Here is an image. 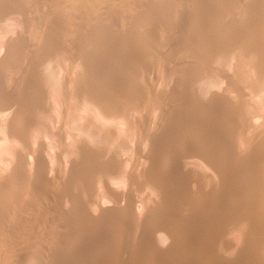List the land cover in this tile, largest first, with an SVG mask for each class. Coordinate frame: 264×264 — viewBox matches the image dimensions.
<instances>
[{"label":"rangeland","instance_id":"rangeland-1","mask_svg":"<svg viewBox=\"0 0 264 264\" xmlns=\"http://www.w3.org/2000/svg\"><path fill=\"white\" fill-rule=\"evenodd\" d=\"M193 1L177 14L173 0H0L21 8L0 13V182L14 169L20 183L0 196V264H181L157 255L178 249L157 227L177 243L213 231L232 244L220 264H264V0L233 16ZM102 30L149 42L115 58L95 44ZM158 179L198 188L163 205L147 186Z\"/></svg>","mask_w":264,"mask_h":264},{"label":"bare ground","instance_id":"bare-ground-1","mask_svg":"<svg viewBox=\"0 0 264 264\" xmlns=\"http://www.w3.org/2000/svg\"><path fill=\"white\" fill-rule=\"evenodd\" d=\"M64 1V0H63ZM174 2H173V5H172V8L170 9L173 13L174 12H176L177 11V14H181L182 12H184V7H186V4L185 3H187L188 2V4L190 3V2H192V0H182V1H179V0H173ZM195 1V0H194ZM193 1V2H194ZM197 1H199V0H197ZM197 1H195V2H197ZM218 1V0H217ZM26 2H27V0H26ZM62 2V1H61ZM66 2V1H65ZM199 2H202V3H204V4H207V3H211L212 4V2H214V0H206V1H204V0H200ZM219 2V1H218ZM181 3V4H180ZM191 4V3H190ZM220 4L221 5H223V6H228V7H233L234 5H235V7H234V9H233V12H231L230 13V15L231 16H233L232 14H234V11H238V13L239 14H241L242 15V13H243V15L244 14H246L248 11V9L250 8V7H248L246 4H243V3H241V1L240 0H223L222 2H220ZM1 5V4H0ZM18 5H20V4H18ZM26 5V4H25ZM73 5V4H72ZM181 5V6H180ZM20 7H22V6H20ZM19 7V8H20ZM25 7V6H24ZM13 8V6L11 7V9ZM4 9V8H3ZM6 9V8H5ZM14 9V8H13ZM8 10L7 9V12L9 11L10 13L11 12H16L17 11V14H19V17H20V13H18V11L19 10H21V8L20 9H18V7L16 8V9H18V10ZM22 9H24L23 7H22ZM6 11V10H5ZM5 11H4V13H2L1 11H0V13H1V15L3 16L4 14H9V15H11L10 13H5ZM23 11V10H22ZM64 11V10H63ZM216 11V10H215ZM13 12V13H14ZM21 12V11H20ZM27 12V11H26ZM65 12V11H64ZM23 13H25V12H23ZM237 13V12H236ZM55 14H56V12H55ZM205 14V13H204ZM204 14H202L201 12L199 13L198 12V14H196L195 15V19L198 21V20H200V19H202V15H204ZM210 14V13H209ZM9 15H6V16H9ZM13 15H15V13L13 14ZM91 15V14H90ZM214 15V14H213ZM236 15V14H235ZM1 16V17H2ZM23 16H24V14H23ZM22 15H21V17H23ZM26 16V15H25ZM240 16V15H239ZM0 17V18H1ZM210 17V16H209ZM214 17V16H213ZM3 18H4V16H3ZM28 18V17H27ZM139 18V17H138ZM203 18H207L206 17V14H205V17H203ZM2 19V18H1ZM212 19V18H211ZM5 20V19H4ZM101 20V19H100ZM204 20V19H203ZM1 21V20H0ZM6 21H7V19H6ZM96 21V20H95ZM201 21V20H200ZM200 21H199V23H200ZM4 22V21H3ZM98 22V21H97ZM204 22H205V20H204ZM202 23V22H201ZM92 24V23H91ZM141 24V23H140ZM225 25V24H224ZM1 26V25H0ZM224 29H230V30H233L234 28H233V26L232 25H226V26H224L223 27ZM237 28V27H236ZM104 29V28H103ZM209 30V29H208ZM23 31H24V29H23ZM101 31V30H100ZM99 31V32H100ZM7 32V31H6ZM238 32H240V31H238ZM0 33H1V31H0ZM97 33V32H96ZM101 34V36L99 37V39H98V41H97V39H96V42H95V44H98V43H101L102 45H103V47L105 46L106 48H109L111 51H112V53H114V55L115 54H117V53H122V52H124V50H126V49H130L129 47H131V43L132 44H134L133 42H138L139 43V41L137 40V38L136 37H127V35H124V34H119V33H113L111 36L110 35H106V34H109L108 32H105V30L103 31L102 30V33H100ZM99 34V35H100ZM80 35V34H79ZM98 35V36H99ZM33 36H35V33H34V35ZM92 36V35H91ZM210 36V35H209ZM41 37H43V38H47V37H50L49 36V33H46V32H44V33H42V35H41ZM95 37V36H94ZM140 37V36H139ZM20 38V37H19ZM96 38V37H95ZM145 37H142V39H139V40H142V41H140L141 43H143V46H144V44H146L147 42H149L148 40H147V38H149V37H147L146 39H144ZM86 39H87V37H86ZM94 40V39H93ZM99 40H100V42H99ZM141 43H139V44H141ZM38 43H34V45H32V49H35L38 45H37ZM91 44H93V43H91ZM90 44V45H91ZM100 44V45H101ZM66 45V44H65ZM89 45V44H88ZM94 45V44H93ZM99 45V44H98ZM140 46H142V44L140 45ZM8 47H10V46H8ZM29 48V47H28ZM70 48V47H69ZM88 48V47H87ZM27 49V48H26ZM84 49H86V48H84ZM91 49V48H90ZM24 50V49H23ZM29 50H31V49H29ZM244 50V49H243ZM6 52H5V54H6V56H10V55H13V54H15V52L17 51V48H8L7 50H5ZM21 51V50H20ZM85 51H87V49L85 50ZM19 52V51H18ZM125 53V52H124ZM116 57L115 58H118L117 56L118 55H115ZM130 61V60H129ZM80 62V61H79ZM122 62V61H121ZM130 63V62H129ZM5 64V63H4ZM133 64V63H132ZM121 65V64H120ZM115 66V65H114ZM56 67V66H55ZM121 67V66H120ZM138 67V66H137ZM56 69V68H55ZM65 69V68H64ZM86 69H87V67H86ZM116 69H117V67H116ZM143 75H144V73H142ZM139 75H141V74H139ZM70 77V76H69ZM53 78V77H52ZM72 78V77H71ZM97 80V79H96ZM108 85V84H107ZM86 91V90H85ZM45 99V98H44ZM93 100H94V103L96 104V106L98 107V108H100V110H104V100L102 99V98H99V97H93ZM117 101V100H116ZM158 101V100H157ZM123 102V101H122ZM44 103V102H43ZM124 103V102H123ZM118 105H119V103H118ZM86 106V105H85ZM117 106V105H116ZM120 106H121V103H120ZM122 112V111H121ZM120 112V110H119V113H121ZM125 112V111H124ZM124 112H122V117H123V113ZM117 113H118V111H117ZM127 112H125V114H126ZM103 114H104V112H103ZM117 115V114H116ZM119 115L120 114H118L117 116L119 117ZM127 115H128V113H127ZM104 116V115H103ZM125 116V115H124ZM121 117V116H120ZM119 117V118H120ZM125 117H127V116H125ZM129 117V116H128ZM128 117H127V120L126 121H124V122H122V121H119V122H121V124L120 125H122V123H124L125 124V122L127 123L128 122ZM110 118H111V116H110ZM120 119H122V118H120ZM119 119V120H120ZM124 120L126 119V118H123ZM122 119V120H123ZM118 120V119H117ZM79 121H81V120H79ZM84 121V120H83ZM86 121V120H85ZM118 122V121H117ZM117 124V123H116ZM129 124V123H128ZM128 124H126V125H128ZM117 127V126H116ZM118 128H119V123H118ZM116 130V129H115ZM145 135V134H144ZM9 136L11 137V138H13L14 136H15V132H14V129H12L11 131H10V133H9ZM148 140V139H147ZM221 152V151H220ZM219 155V154H218ZM15 156V158H16V160L18 159V162L20 161L19 160V157L20 156H18V154H15L14 155ZM139 156V155H138ZM81 157H83V156H81ZM85 157V156H84ZM125 158V157H124ZM23 158L21 157V160H22ZM93 159V158H92ZM205 159V158H204ZM15 160V159H14ZM32 160V159H31ZM27 161V160H26ZM92 161H94L96 164H100L101 162H102V159H101V157H99V158H96L95 157V159H93ZM23 162H24V160H23ZM90 162V161H89ZM20 163V162H19ZM22 163V162H21ZM20 163V164H21ZM26 163V162H25ZM19 164V165H20ZM22 164H24V163H22ZM41 164V163H40ZM207 164L212 168L211 170L213 171V170H215V167H214V164L212 163V162H207ZM206 164V165H207ZM18 165V164H17ZM16 165V166H17ZM18 165V166H19ZM25 165H27V164H25ZM207 165V166H208ZM20 166H22V165H20ZM139 166V165H138ZM208 166V167H209ZM26 167V166H25ZM35 167L37 168V164H36V161L32 164V170L34 171V173L35 174H37V176H38V173L37 172H39V171H37L38 170V168H37V170L35 169ZM19 168H21V167H19ZM19 168H17V169H19ZM59 168V167H58ZM115 168L117 169V167L115 166ZM115 169V170H116ZM13 172H14V169H13ZM13 172H11L10 171V174L9 175H7V176H5V177H3L2 178V181L0 182V196L1 197H5V196H7V194H10V192H12V191H14V190H16V188L19 186V184L20 183H17L18 181V178L15 176V175H13ZM20 172V171H19ZM22 172V171H21ZM216 172H217V170H216ZM79 173V172H78ZM57 175V174H56ZM61 175V174H60ZM185 175V174H184ZM181 176H182V174H181ZM35 177H36V175H35ZM86 177H88V176H86ZM153 177V176H152ZM155 177V176H154ZM187 177V176H186ZM194 177V176H193ZM111 178V177H110ZM137 178V177H136ZM151 178V177H150ZM182 178V177H181ZM195 178V177H194ZM219 178V177H218ZM221 178V177H220ZM78 179V178H77ZM82 179H83V177H82ZM119 179V178H118ZM157 179V178H156ZM183 179V178H182ZM181 180V179H180ZM186 181L188 180L189 181V178L188 179H185ZM193 180H195V179H193ZM58 181H59V179H58ZM181 181H183V180H181ZM186 181H184V182H186ZM196 181V180H195ZM221 181V180H220ZM80 182H82L81 180L79 181V183ZM83 182H85V181H83ZM127 182V181H126ZM179 182V181H178ZM193 182V181H192ZM150 184V185H147V186H151V188L152 189H154V190H156V194L159 196V198H160V201L163 203V205L164 204H167L168 202H175L176 200H181L182 199V201L184 202V200L183 199H185V198H188L189 196H190V193H189V191H190V189H192V191H193V189L194 188H198L197 186H198V184L196 185L195 183L196 182H193V183H191L190 185V188H189V191H188V187H186L187 188V190H186V188L185 189H182L181 191L179 190V189H181L179 186V183H177L178 185H176L175 184V186L173 187V188H171V187H169V186H167L168 184H166L165 182H163V181H161V180H156V181H151V182H147V184ZM186 183H188L187 185H189V183H190V181L189 182H186ZM185 183V184H186ZM199 183V182H198ZM81 184V183H80ZM144 184V183H143ZM181 184H183V182L181 183ZM117 185V184H116ZM147 186H145V187H147ZM172 186V185H171ZM178 186V187H177ZM182 187V186H181ZM185 187V186H184ZM183 187V188H184ZM148 188V187H147ZM150 188V187H149ZM150 188V189H151ZM80 189H81V187H80ZM173 189H175V191L173 190ZM83 190H84V188H83ZM117 190V189H116ZM178 190V191H177ZM185 190H186V192H185ZM81 191V190H80ZM111 192V191H110ZM116 192H118V191H116ZM153 192V191H152ZM154 193V192H153ZM116 194V193H115ZM118 195V194H117ZM120 196V195H119ZM119 196H117V197H114L115 198V200H116V202H119L120 203V199L119 198H121V197H119ZM119 197V198H118ZM189 199H190V197H189ZM244 199V198H243ZM122 201V200H121ZM128 201V200H127ZM130 201V200H129ZM133 201V200H132ZM113 202H115L114 200H113ZM135 202V201H134ZM160 202V203H161ZM181 202V201H180ZM125 203V202H124ZM128 203V202H127ZM179 203V202H178ZM114 204H116V203H114ZM130 204H131V202H130ZM76 205V204H75ZM118 205V204H117ZM128 205V204H127ZM132 205V204H131ZM135 205V204H134ZM124 207V206H123ZM130 207V206H129ZM136 207V206H135ZM135 207H133V208H135ZM119 208V207H118ZM127 208H128V206H127ZM133 208H132V210H133ZM138 208V207H137ZM187 208V207H186ZM102 209V208H101ZM119 209H121V211H122V208H119ZM124 209V208H123ZM131 209V207L129 208V210ZM136 209V208H135ZM134 209V210H135ZM188 209V208H187ZM116 210V209H115ZM128 210V211H129ZM87 211V210H86ZM105 211V210H104ZM118 211V210H117ZM120 211V210H119ZM126 211V210H125ZM84 212V211H83ZM132 212V211H131ZM133 212H135V211H133ZM132 212V213H133ZM117 213H119V212H117ZM121 213H124V212H121ZM126 214H127V211L125 212ZM128 213H130V212H128ZM145 213V212H144ZM150 213H151V209H150ZM126 214H125V216H126ZM133 215V214H132ZM135 215V214H134ZM145 215V214H144ZM154 215H155V213H154ZM218 215V214H217ZM102 216V215H101ZM123 216V215H122ZM130 217H131V214H130ZM129 216H128V218H130ZM135 216H133V217H131V218H134ZM145 217V216H144ZM150 217V216H149ZM152 217V216H151ZM102 218V217H101ZM147 218V217H146ZM136 219V218H135ZM163 219V218H162ZM142 220V219H141ZM146 220V219H145ZM127 221V220H126ZM136 221V220H135ZM148 221V220H147ZM125 222V221H124ZM130 222V221H129ZM132 222H133V220H132ZM150 222V221H149ZM226 222V221H225ZM224 222V224H227V223H225ZM127 223V222H126ZM137 223V222H136ZM217 223V222H216ZM129 224V223H128ZM135 224V223H134ZM223 224V225H224ZM133 225V224H132ZM144 225V224H143ZM128 226V225H127ZM222 226V225H221ZM142 227V226H141ZM162 227V226H161ZM166 227V226H165ZM144 228V227H143ZM158 228V229H157ZM156 229H155V233L157 234V236L158 235H160V237H159V242H163V243H167V242H169L171 245H172V247H173V244L174 245H176L177 247H178V249L175 251V252H173V251H163V250H161L160 252L158 251L157 252V255L159 254V256L161 255L162 257L163 256H166V257H170V255H172V256H176V258H178V260L180 259H182L181 260V264L182 263H184V261H185V263H187V264H220L218 261V259H217V256H215L216 254H218V252H220V251H222V250H229V249H231V247H232V244H230V243H226V245L224 246V245H222V244H218V243H215L217 240H219V238H217L218 236L216 235V238H217V240H215V238H214V240L215 241H213V239H212V237L211 236H213L212 234H213V231L212 232H210V233H212V234H209V235H207L206 237L207 238H209V239H211L210 241H211V243H212V246H214V245H219V246H215L214 248L212 247H208V250L210 251V249L209 248H211L212 250L214 249V253L213 252H210V254H208L207 253V251L208 250H206L207 249V246L205 245H203V242L205 243V238L203 239L204 241L203 242H198V241H201V240H198V241H194L192 238H190L191 236L189 235V236H186L185 234H186V231L184 232V231H180L181 233H182V239H180L179 241H178V243L175 241V235H176V233H174V231L173 230H169L168 228H159V227H157ZM219 228H223L219 233L218 232H215V234H219V235H225V233H226V230H227V227L226 228H224L223 226L222 227H218V230H220ZM130 230H132V229H130ZM129 230V231H130ZM217 230V231H218ZM216 231V230H215ZM229 231H231V229L229 230ZM128 232V231H127ZM188 232V231H187ZM132 233V232H131ZM133 234V233H132ZM188 234V233H187ZM133 236V235H132ZM135 236H136V234H135ZM215 236V235H214ZM223 236H221V237H223ZM211 237V238H210ZM152 238V237H151ZM150 238V239H151ZM178 238V237H177ZM138 239V238H137ZM139 239H141V238H139ZM143 239V238H142ZM155 240V239H154ZM145 241V240H144ZM207 242L205 243V244H208V241L209 240H206ZM214 242V244H213V242ZM156 242V241H155ZM150 243V242H149ZM211 243H210V245H211ZM117 245V244H116ZM165 245V244H164ZM167 245V244H166ZM165 245V246H166ZM170 245V246H171ZM124 246V248H125V245H123ZM123 246H122V249H124L123 248ZM138 246V245H137ZM97 247H98V245H97ZM97 247H95V251H97ZM206 247V248H205ZM169 248V247H168ZM166 250V249H165ZM211 250V251H212ZM167 252H169V253H167ZM123 253H124V251H123ZM212 253V254H211ZM125 254H126V252H125ZM153 254H154V252H153ZM153 256V255H152ZM156 256V255H155ZM154 257V256H153ZM158 257V256H157ZM220 258V257H219ZM154 259H156V258H153V260L151 261V260H149V261H151V262H149V264H156L157 263V261H158V259H157V261H154ZM165 259V258H164ZM187 259H189V260H187ZM42 262V260L40 261L39 260V258L38 257H27V258H23L22 259V261L21 262H19L18 264H40ZM117 262V261H116ZM146 262H147V259H146ZM161 262V261H160ZM159 262V263H160ZM158 263V264H159ZM122 264V263H121ZM145 264H148V262L147 263H145ZM161 264V263H160ZM223 264V263H222Z\"/></svg>","mask_w":264,"mask_h":264}]
</instances>
